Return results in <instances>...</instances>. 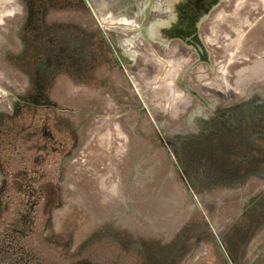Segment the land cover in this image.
<instances>
[{
	"label": "rangeland",
	"instance_id": "rangeland-1",
	"mask_svg": "<svg viewBox=\"0 0 264 264\" xmlns=\"http://www.w3.org/2000/svg\"><path fill=\"white\" fill-rule=\"evenodd\" d=\"M183 1L0 0V245L36 264L264 249V0Z\"/></svg>",
	"mask_w": 264,
	"mask_h": 264
},
{
	"label": "flooded vegetation",
	"instance_id": "flooded-vegetation-1",
	"mask_svg": "<svg viewBox=\"0 0 264 264\" xmlns=\"http://www.w3.org/2000/svg\"><path fill=\"white\" fill-rule=\"evenodd\" d=\"M215 2V0H207V6L210 7L211 5H213V3ZM183 4H194L196 8L201 9L203 7V3H199V0H187V1H183V3L178 2L177 4L174 5L175 10L176 9H180L182 7ZM173 24V21H172ZM169 27H165L162 29V32L165 33L166 29ZM52 54V50L50 51ZM61 52L67 53L66 50H61ZM47 67V65L45 64L44 68ZM44 70H41V72H43ZM39 75L41 73H38ZM42 75L38 76L39 78ZM37 83H39L37 81ZM44 94V90L42 89L41 85H37V88L33 94V100L35 101L34 103H32V106H42L44 107L46 110H50L51 107H53L54 103L47 101L45 98ZM46 100V101H45ZM107 104V103H106ZM8 120H11L12 124L16 123V119L12 118V119H2V122L0 124V133H3L5 124L7 123ZM110 125H108L107 122H101L98 126H97V130H98V134L96 137V140H100L101 136L102 137H106L108 138V132L105 131L104 134L101 133L103 130H110ZM16 127V133L19 136V133H21L22 131H24L25 126L21 127L20 123H18L17 121V125L14 126ZM21 127V128H20ZM42 129L38 132L39 135H41L43 137V139L45 140V143H50V141H56V135L58 134H54L53 132L56 130H54L52 132V130L48 129V125L46 124H42L41 125ZM112 127L114 129L118 128V124L114 123L112 125ZM37 131H31L29 132V136L26 137L28 138V140L32 137L36 135ZM14 133V132H13ZM126 137H124L122 135V139H121V145L114 147L111 146L112 151L114 152V156H116V153H118L120 150H123L124 148V144L126 142ZM108 143V140H107ZM44 147H47L48 145L44 144ZM40 150V149H39ZM51 150H53V152L55 151V147L51 146ZM111 151V152H112ZM35 178L34 179H30L29 183H27L25 186L28 189V198H30L32 201L29 204V208L27 209V213H29L30 211H33L36 207L37 204H39L42 201V197H43V192H42V188L40 184H35ZM34 199V200H33ZM22 222H28V221H32V217L28 214L23 215L21 217ZM29 223V222H28ZM17 232H15L16 234ZM10 244V243H9ZM0 264H36L35 263V257L33 256L32 252L28 249H26L24 246H5L3 244V242L0 245Z\"/></svg>",
	"mask_w": 264,
	"mask_h": 264
},
{
	"label": "crops",
	"instance_id": "crops-1",
	"mask_svg": "<svg viewBox=\"0 0 264 264\" xmlns=\"http://www.w3.org/2000/svg\"><path fill=\"white\" fill-rule=\"evenodd\" d=\"M220 252L222 260L226 264H254L256 261H262L264 264V249H257L255 247L247 248L245 251L234 252L233 249H223ZM240 255L241 258L238 259L236 255Z\"/></svg>",
	"mask_w": 264,
	"mask_h": 264
},
{
	"label": "bare ground",
	"instance_id": "bare-ground-1",
	"mask_svg": "<svg viewBox=\"0 0 264 264\" xmlns=\"http://www.w3.org/2000/svg\"><path fill=\"white\" fill-rule=\"evenodd\" d=\"M94 1H96V0H94ZM126 1V0H125ZM133 2V1H132ZM137 10V9H136ZM104 18V17H103ZM106 18V17H105ZM116 24V23H115ZM130 25H132V24H130Z\"/></svg>",
	"mask_w": 264,
	"mask_h": 264
}]
</instances>
